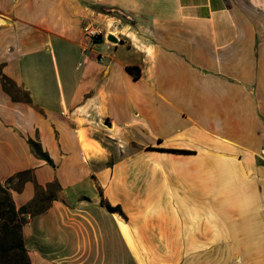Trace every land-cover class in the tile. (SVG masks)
I'll return each mask as SVG.
<instances>
[{
	"label": "crops",
	"instance_id": "crops-1",
	"mask_svg": "<svg viewBox=\"0 0 264 264\" xmlns=\"http://www.w3.org/2000/svg\"><path fill=\"white\" fill-rule=\"evenodd\" d=\"M0 16V178L39 209L32 264H264V0H0Z\"/></svg>",
	"mask_w": 264,
	"mask_h": 264
},
{
	"label": "trees",
	"instance_id": "trees-1",
	"mask_svg": "<svg viewBox=\"0 0 264 264\" xmlns=\"http://www.w3.org/2000/svg\"><path fill=\"white\" fill-rule=\"evenodd\" d=\"M129 68L134 70V65H129ZM138 75L139 73L136 72ZM33 147L43 153L41 146L35 140H31ZM148 148H163L180 152H192L188 148H166L148 146ZM28 171H22L17 176L27 177ZM11 186L7 182H2L0 178V260H4L8 264H32L28 249L25 246L22 227L29 213L38 212L39 209L32 207V204L22 205L18 207L14 201ZM5 198L3 201L2 194ZM7 205L6 208H3ZM2 232V233H1ZM3 257V258H2Z\"/></svg>",
	"mask_w": 264,
	"mask_h": 264
},
{
	"label": "rangeland",
	"instance_id": "rangeland-1",
	"mask_svg": "<svg viewBox=\"0 0 264 264\" xmlns=\"http://www.w3.org/2000/svg\"><path fill=\"white\" fill-rule=\"evenodd\" d=\"M95 6H97V7H100L99 6V4H94ZM102 7V9H104L105 11H111L112 9H109L110 7H108V6H101ZM10 22H11V20L10 19H7V23H9L10 24ZM107 27L110 29V28H112L113 27V25H111V24H109V25H107ZM82 36H83V38L84 37H89V35L85 32V30H84V28H83V30H82ZM92 39H95V38H92ZM6 86L10 89V90H12V89H14V86L11 84V83H9V81L8 80H6ZM152 164V170H154V171H159L160 170V168H161V164H160V161L157 159V160H155L154 162H152L151 163ZM139 165H142V163H140L139 161H136V168L138 169V167H139ZM166 168L164 167V170H165ZM173 169H176V168H173ZM2 182H5V181H3L2 180ZM2 197H3V201H4V198H5V195H4V193L2 194ZM7 207V205H4V207L3 208H6ZM2 217V216H1ZM1 217H0V222H1ZM2 233V232H1ZM3 258V257H2ZM239 260V259H238ZM0 264H8L7 262H4V260L2 259V260H0Z\"/></svg>",
	"mask_w": 264,
	"mask_h": 264
},
{
	"label": "built area",
	"instance_id": "built-area-1",
	"mask_svg": "<svg viewBox=\"0 0 264 264\" xmlns=\"http://www.w3.org/2000/svg\"><path fill=\"white\" fill-rule=\"evenodd\" d=\"M85 32L91 38H105L108 34L109 28L103 24L88 23L84 27Z\"/></svg>",
	"mask_w": 264,
	"mask_h": 264
},
{
	"label": "water",
	"instance_id": "water-1",
	"mask_svg": "<svg viewBox=\"0 0 264 264\" xmlns=\"http://www.w3.org/2000/svg\"><path fill=\"white\" fill-rule=\"evenodd\" d=\"M0 19H2L3 20V22H7V20H5V18L4 17H1L0 16ZM5 24V23H4ZM4 24H2V25H4ZM106 39L108 40V41H112V42H119V41H121L120 39H119V37L114 33V32H108V34H107V36H106Z\"/></svg>",
	"mask_w": 264,
	"mask_h": 264
},
{
	"label": "bare ground",
	"instance_id": "bare-ground-1",
	"mask_svg": "<svg viewBox=\"0 0 264 264\" xmlns=\"http://www.w3.org/2000/svg\"><path fill=\"white\" fill-rule=\"evenodd\" d=\"M109 31H111V30H109Z\"/></svg>",
	"mask_w": 264,
	"mask_h": 264
}]
</instances>
